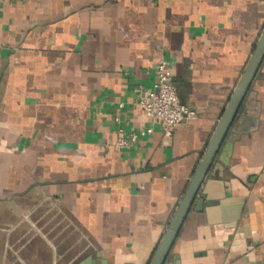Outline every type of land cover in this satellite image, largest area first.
Instances as JSON below:
<instances>
[{"label":"crops","instance_id":"1","mask_svg":"<svg viewBox=\"0 0 264 264\" xmlns=\"http://www.w3.org/2000/svg\"><path fill=\"white\" fill-rule=\"evenodd\" d=\"M263 30L264 0H0V264H149ZM201 189L167 263L264 264V60Z\"/></svg>","mask_w":264,"mask_h":264},{"label":"water","instance_id":"2","mask_svg":"<svg viewBox=\"0 0 264 264\" xmlns=\"http://www.w3.org/2000/svg\"><path fill=\"white\" fill-rule=\"evenodd\" d=\"M263 60L264 30L259 36L239 82L222 111L213 135L206 146L205 152L196 167L168 228L156 247L149 264H168L167 259L169 253L189 211L194 204L199 206L200 202L205 199L206 195L205 191L201 189L202 185L219 151L225 143L229 132L232 130L237 114Z\"/></svg>","mask_w":264,"mask_h":264},{"label":"built area","instance_id":"3","mask_svg":"<svg viewBox=\"0 0 264 264\" xmlns=\"http://www.w3.org/2000/svg\"><path fill=\"white\" fill-rule=\"evenodd\" d=\"M155 77L154 89L147 93L139 92L137 105L155 125L163 130L165 136L170 137L173 128L196 119L197 113L180 103L171 83V71L166 61L162 59L158 61L155 67ZM137 139V134H125L121 128H118L113 149L116 151L127 149Z\"/></svg>","mask_w":264,"mask_h":264}]
</instances>
